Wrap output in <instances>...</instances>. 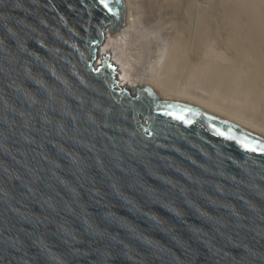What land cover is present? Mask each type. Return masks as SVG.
I'll list each match as a JSON object with an SVG mask.
<instances>
[{
	"label": "water",
	"instance_id": "1",
	"mask_svg": "<svg viewBox=\"0 0 264 264\" xmlns=\"http://www.w3.org/2000/svg\"><path fill=\"white\" fill-rule=\"evenodd\" d=\"M124 0H0V264H264V136L111 60Z\"/></svg>",
	"mask_w": 264,
	"mask_h": 264
},
{
	"label": "bare ground",
	"instance_id": "2",
	"mask_svg": "<svg viewBox=\"0 0 264 264\" xmlns=\"http://www.w3.org/2000/svg\"><path fill=\"white\" fill-rule=\"evenodd\" d=\"M124 1L137 25L128 40L118 32L111 60L132 90L152 86L264 136V0ZM140 60L152 69L133 73Z\"/></svg>",
	"mask_w": 264,
	"mask_h": 264
},
{
	"label": "rangeland",
	"instance_id": "3",
	"mask_svg": "<svg viewBox=\"0 0 264 264\" xmlns=\"http://www.w3.org/2000/svg\"><path fill=\"white\" fill-rule=\"evenodd\" d=\"M162 62H161V66L164 64V52H162ZM147 62H144L143 60H140L139 62H136V65L133 67L134 69V72L135 74H138V73H141V72H144L145 70L147 69H152V65L153 64H150L148 65ZM161 68H159L160 70Z\"/></svg>",
	"mask_w": 264,
	"mask_h": 264
}]
</instances>
